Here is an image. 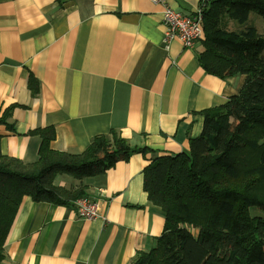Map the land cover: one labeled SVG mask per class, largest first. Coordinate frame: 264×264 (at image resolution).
<instances>
[{"label": "crops", "instance_id": "obj_1", "mask_svg": "<svg viewBox=\"0 0 264 264\" xmlns=\"http://www.w3.org/2000/svg\"><path fill=\"white\" fill-rule=\"evenodd\" d=\"M0 0V151L23 164L39 160L36 130L53 128L55 151L81 154L96 136L118 131L133 148L148 149L105 174L54 184L83 188L98 204L87 221L73 203L25 196L0 264H132L165 228L148 200L143 170L152 158L189 150L204 110L224 105L246 76L220 79L199 63L201 42L186 49L164 42L165 6L193 14L202 0ZM249 24L264 34V21ZM232 31L240 29L228 22ZM39 83L37 95L29 78Z\"/></svg>", "mask_w": 264, "mask_h": 264}, {"label": "trees", "instance_id": "obj_2", "mask_svg": "<svg viewBox=\"0 0 264 264\" xmlns=\"http://www.w3.org/2000/svg\"><path fill=\"white\" fill-rule=\"evenodd\" d=\"M204 39L199 63L220 79L246 76L240 92L221 106L204 110L201 134L189 150L155 157L143 170L148 200L165 217L163 234L132 264H264V34L249 24L264 21V0H202ZM229 21L241 29L230 30ZM33 95L39 83L29 78ZM13 106L0 116V124ZM39 160L23 164L0 151V263L5 242L25 196L64 205L87 197L83 188L54 184L57 175L74 179L105 174L135 153L118 131L96 136L81 154L55 151L53 128L36 130ZM195 231V233H193Z\"/></svg>", "mask_w": 264, "mask_h": 264}, {"label": "built area", "instance_id": "obj_3", "mask_svg": "<svg viewBox=\"0 0 264 264\" xmlns=\"http://www.w3.org/2000/svg\"><path fill=\"white\" fill-rule=\"evenodd\" d=\"M159 3L160 0H152ZM163 24L165 26L164 42L170 43L179 39L184 48L193 49L196 43L204 39L203 9L199 6L191 15H185L165 6L163 12ZM78 216L91 221L99 217L97 202L90 197H82L73 202Z\"/></svg>", "mask_w": 264, "mask_h": 264}, {"label": "rangeland", "instance_id": "obj_4", "mask_svg": "<svg viewBox=\"0 0 264 264\" xmlns=\"http://www.w3.org/2000/svg\"><path fill=\"white\" fill-rule=\"evenodd\" d=\"M251 15L253 16V17H255V18H257V19H259L260 21H263V19H262V17L261 16H259L258 14H256V13H251ZM234 23H235V25L236 26H238L240 29H241V26H240V24L238 23V22H236V21H233ZM74 202V201H73ZM72 202V203H73ZM251 214L253 215V216H263L264 217V210H261V209H256V207H254V208H251ZM193 233H195V231H193Z\"/></svg>", "mask_w": 264, "mask_h": 264}]
</instances>
